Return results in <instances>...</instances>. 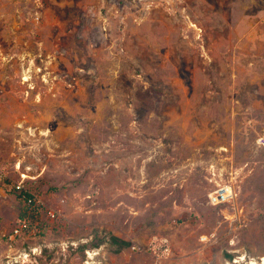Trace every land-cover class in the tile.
<instances>
[{
    "label": "rangeland",
    "instance_id": "rangeland-1",
    "mask_svg": "<svg viewBox=\"0 0 264 264\" xmlns=\"http://www.w3.org/2000/svg\"><path fill=\"white\" fill-rule=\"evenodd\" d=\"M261 138L264 0H0V264H263Z\"/></svg>",
    "mask_w": 264,
    "mask_h": 264
},
{
    "label": "built area",
    "instance_id": "built-area-1",
    "mask_svg": "<svg viewBox=\"0 0 264 264\" xmlns=\"http://www.w3.org/2000/svg\"><path fill=\"white\" fill-rule=\"evenodd\" d=\"M260 142L264 145V138L260 139ZM29 176L26 174H22V179L15 182L13 188H15L22 196V200L25 203V207H29L31 210H38L41 212L40 220L42 219V215L45 213L52 220H56L57 212L54 210H49L46 208V204L44 200L35 192L31 191L26 184ZM10 180L7 172L0 166V184H7ZM236 200V192L235 188L232 184H221L218 188L214 189L209 193V201L210 204L214 206L231 204ZM39 234V230L37 227L31 226L30 217L19 218L18 224L15 228L5 237L7 238V242L10 245V251L16 250L15 244L18 243L19 239ZM214 234L202 235L201 239L204 242H209L213 239ZM15 252V251H14ZM26 252V251H25ZM24 254H29L24 253ZM21 256L16 255H8V264H19L22 261Z\"/></svg>",
    "mask_w": 264,
    "mask_h": 264
},
{
    "label": "trees",
    "instance_id": "trees-1",
    "mask_svg": "<svg viewBox=\"0 0 264 264\" xmlns=\"http://www.w3.org/2000/svg\"><path fill=\"white\" fill-rule=\"evenodd\" d=\"M13 191L16 193L17 197L22 199L21 194L15 189L13 188ZM30 217L31 220V226L32 227H37V229L39 230V233L43 231V226L41 224V220H40V216H41V212L38 210H31L29 207H25L23 209V211L20 214V218H24V217ZM113 241L115 243H121V244H129L128 242H125L123 240H121L120 238L114 236L113 237ZM229 258L232 260L233 259V255L228 254Z\"/></svg>",
    "mask_w": 264,
    "mask_h": 264
},
{
    "label": "bare ground",
    "instance_id": "bare-ground-1",
    "mask_svg": "<svg viewBox=\"0 0 264 264\" xmlns=\"http://www.w3.org/2000/svg\"><path fill=\"white\" fill-rule=\"evenodd\" d=\"M90 257L93 258V257H94V254L91 253V254H90ZM262 258H263L262 260H263V264H264V256H263ZM258 263H259V262H258Z\"/></svg>",
    "mask_w": 264,
    "mask_h": 264
}]
</instances>
